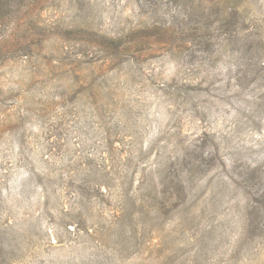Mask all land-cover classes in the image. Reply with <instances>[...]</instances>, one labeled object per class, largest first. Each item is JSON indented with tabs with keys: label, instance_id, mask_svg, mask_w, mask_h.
Listing matches in <instances>:
<instances>
[{
	"label": "rangeland",
	"instance_id": "obj_1",
	"mask_svg": "<svg viewBox=\"0 0 264 264\" xmlns=\"http://www.w3.org/2000/svg\"><path fill=\"white\" fill-rule=\"evenodd\" d=\"M190 6L0 0V264H264V69Z\"/></svg>",
	"mask_w": 264,
	"mask_h": 264
},
{
	"label": "trees",
	"instance_id": "obj_2",
	"mask_svg": "<svg viewBox=\"0 0 264 264\" xmlns=\"http://www.w3.org/2000/svg\"><path fill=\"white\" fill-rule=\"evenodd\" d=\"M191 1V10L194 11L192 14L196 16L195 19H189V22H193L192 24L184 23L178 27V30L181 33L188 32L193 34L198 39V44H205L213 33H220L223 37L238 40L241 47V59L245 60L243 65V73H259L264 69V55L260 44L264 40L258 33L253 32L252 29L246 30L245 33H241V35H237L238 31L235 27V21L230 20V17H223V15H218L216 19H211L212 13L210 9L213 8L212 0H205L207 4L203 5L201 8V4L203 0H197V5H193ZM2 3V2H1ZM188 6V5H187ZM195 9V10H193ZM210 11V12H209ZM225 40V37H224ZM257 73V74H258ZM189 155L185 156L186 163L190 166L194 165L198 166L199 164H192L195 160L188 158ZM197 160V159H196ZM202 162V161H201ZM255 201L257 203H261L262 199H264V189L259 188L255 192Z\"/></svg>",
	"mask_w": 264,
	"mask_h": 264
}]
</instances>
